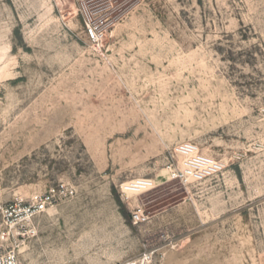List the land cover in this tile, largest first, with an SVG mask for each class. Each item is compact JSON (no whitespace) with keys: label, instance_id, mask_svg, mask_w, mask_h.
<instances>
[{"label":"rangeland","instance_id":"rangeland-1","mask_svg":"<svg viewBox=\"0 0 264 264\" xmlns=\"http://www.w3.org/2000/svg\"><path fill=\"white\" fill-rule=\"evenodd\" d=\"M189 141L223 174L172 179ZM135 179L156 187L126 193ZM54 187L36 232L22 226L15 203ZM9 250L21 264H264V0H0Z\"/></svg>","mask_w":264,"mask_h":264},{"label":"built area","instance_id":"built-area-1","mask_svg":"<svg viewBox=\"0 0 264 264\" xmlns=\"http://www.w3.org/2000/svg\"><path fill=\"white\" fill-rule=\"evenodd\" d=\"M95 11L96 10L88 11L86 34L90 41L100 43L103 42L107 36V18L102 14H94ZM173 154L178 160L175 164H170L168 166L171 178L178 179L185 184L189 182H201L217 177L223 174L227 168V164L223 160L202 152L199 145L195 142L189 141L178 144L174 148ZM59 190L60 188L54 187L48 192L34 194L27 202L20 200L18 203H15V206H20V218L18 222L22 226L29 227L31 231L36 232V228L33 225L34 218L47 211L54 203L55 197L61 192H59ZM143 192L144 191H138V193ZM72 193L73 191L71 190L70 194ZM14 210L15 208L13 205L5 209V211L9 212L11 215ZM131 218L136 224L148 221L149 215L146 212L145 206L139 204L136 209L131 212ZM19 234L25 237V233ZM3 235L4 237L6 236L5 233ZM0 264H21V262L18 253L15 250H9L0 252Z\"/></svg>","mask_w":264,"mask_h":264},{"label":"bare ground","instance_id":"bare-ground-1","mask_svg":"<svg viewBox=\"0 0 264 264\" xmlns=\"http://www.w3.org/2000/svg\"><path fill=\"white\" fill-rule=\"evenodd\" d=\"M155 187H156L155 182L152 179H148V180L138 179L123 184V188L128 194L136 193L138 191H147Z\"/></svg>","mask_w":264,"mask_h":264}]
</instances>
